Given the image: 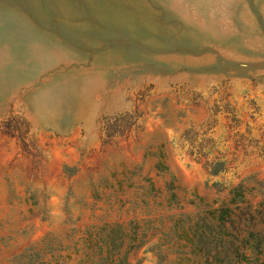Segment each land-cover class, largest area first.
Wrapping results in <instances>:
<instances>
[{"label": "rangeland", "instance_id": "obj_1", "mask_svg": "<svg viewBox=\"0 0 264 264\" xmlns=\"http://www.w3.org/2000/svg\"><path fill=\"white\" fill-rule=\"evenodd\" d=\"M171 173L172 210L264 195V0H0V264H92L86 231L165 210Z\"/></svg>", "mask_w": 264, "mask_h": 264}, {"label": "trees", "instance_id": "obj_2", "mask_svg": "<svg viewBox=\"0 0 264 264\" xmlns=\"http://www.w3.org/2000/svg\"><path fill=\"white\" fill-rule=\"evenodd\" d=\"M209 164L212 173L222 169L221 160ZM247 178L234 184L218 205L189 200L193 204L190 209L172 210L183 206L177 191L180 186L171 173L166 182L165 210L147 218L105 222L88 229L85 256L92 264H126L129 253L154 236L157 264L173 250L176 264H264V195L254 200L256 186L247 184ZM257 182L263 185V181Z\"/></svg>", "mask_w": 264, "mask_h": 264}, {"label": "crops", "instance_id": "obj_3", "mask_svg": "<svg viewBox=\"0 0 264 264\" xmlns=\"http://www.w3.org/2000/svg\"><path fill=\"white\" fill-rule=\"evenodd\" d=\"M94 64V63H93Z\"/></svg>", "mask_w": 264, "mask_h": 264}]
</instances>
